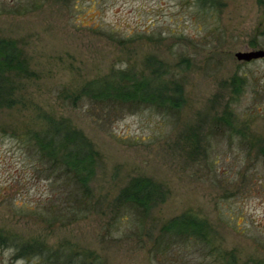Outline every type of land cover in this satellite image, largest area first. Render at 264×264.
Segmentation results:
<instances>
[{
	"label": "rangeland",
	"instance_id": "1",
	"mask_svg": "<svg viewBox=\"0 0 264 264\" xmlns=\"http://www.w3.org/2000/svg\"><path fill=\"white\" fill-rule=\"evenodd\" d=\"M214 5L0 0V37L16 43L23 62L7 72L0 106V264H41L17 251L13 236L99 264H222L194 241L164 246L162 227L185 213L209 223L233 264L264 261V58L235 56L264 49V0ZM157 69L182 85L179 109L116 114L108 100L102 106L82 93L106 77L127 85V73L152 78ZM50 122L67 123L92 145L86 217L53 219L59 212L50 208L63 201L27 142ZM145 178L159 190L139 210L122 193Z\"/></svg>",
	"mask_w": 264,
	"mask_h": 264
},
{
	"label": "trees",
	"instance_id": "2",
	"mask_svg": "<svg viewBox=\"0 0 264 264\" xmlns=\"http://www.w3.org/2000/svg\"><path fill=\"white\" fill-rule=\"evenodd\" d=\"M215 1L197 0L202 6H215ZM20 58L21 53L16 43L0 37V106L8 97L7 72L17 66H23ZM168 73L169 71L164 69H157L152 78L147 76L130 78L127 73L125 77L127 85L124 81L114 82L111 81L112 77H106L104 80L89 83L82 89V93L85 96L90 95L102 106H104L102 101L108 100V112L116 114L142 106H155L162 112L179 109L184 102L183 87L179 82L171 86L170 78L166 77ZM27 142L40 154L36 165L39 175L49 181L55 198L63 201L56 205V209L50 208L52 212H59L53 219L61 221L89 215L92 212L93 190L88 181L94 167L91 143L67 123L59 122H50L46 129L30 135ZM158 190V185L151 179H136L124 189L122 197L126 204L131 203L129 205L139 210L141 208L148 210ZM212 230L205 219L185 213L166 223L161 233L167 237L165 247L168 245L173 247V244L183 240L194 241L208 247L210 253L215 252L218 256L216 260L222 264H233L234 254L220 249ZM2 237L0 234V240ZM11 243L23 255L38 257L41 264H99L97 260L80 257L79 252L68 251L66 248L54 249L43 242L32 243L20 236H13ZM256 264H264V261Z\"/></svg>",
	"mask_w": 264,
	"mask_h": 264
},
{
	"label": "water",
	"instance_id": "3",
	"mask_svg": "<svg viewBox=\"0 0 264 264\" xmlns=\"http://www.w3.org/2000/svg\"><path fill=\"white\" fill-rule=\"evenodd\" d=\"M235 56L240 61L250 62L256 59L264 58V49L238 51L235 53Z\"/></svg>",
	"mask_w": 264,
	"mask_h": 264
}]
</instances>
